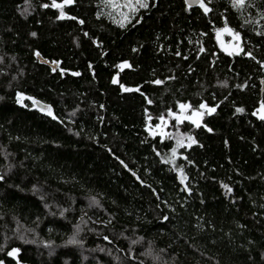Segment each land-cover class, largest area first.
Listing matches in <instances>:
<instances>
[{
    "label": "trees",
    "instance_id": "1",
    "mask_svg": "<svg viewBox=\"0 0 264 264\" xmlns=\"http://www.w3.org/2000/svg\"><path fill=\"white\" fill-rule=\"evenodd\" d=\"M204 3L0 0V264H264V0Z\"/></svg>",
    "mask_w": 264,
    "mask_h": 264
},
{
    "label": "rangeland",
    "instance_id": "2",
    "mask_svg": "<svg viewBox=\"0 0 264 264\" xmlns=\"http://www.w3.org/2000/svg\"><path fill=\"white\" fill-rule=\"evenodd\" d=\"M110 13L114 16L124 15V12L131 6L132 0H108ZM216 40L219 47L226 53L236 54L242 50L240 36L229 28H220L216 31ZM124 65V64H122ZM194 113V111L192 112ZM259 117H264V110L260 108L257 111ZM202 120V115L196 119L197 122ZM170 120L168 118L160 119L155 126L147 125V131L151 135L165 136L170 133Z\"/></svg>",
    "mask_w": 264,
    "mask_h": 264
},
{
    "label": "water",
    "instance_id": "3",
    "mask_svg": "<svg viewBox=\"0 0 264 264\" xmlns=\"http://www.w3.org/2000/svg\"><path fill=\"white\" fill-rule=\"evenodd\" d=\"M184 3L186 6L190 7V8H194V7H197L200 3H199V0H184ZM38 52L35 53V57L37 58V60L39 61V63L41 64H46L47 66H49L52 71H54L57 66H58V63L57 61H48L47 59H44L39 53V55H37ZM261 84H263V80L261 79ZM263 90V87L262 89ZM17 105L20 106V107H25L24 105V96L23 95H20V96H17ZM184 106V107H181V106ZM178 107L177 111H170L169 112V117L171 120H176V124H183V122L186 120L187 118V113L189 111V107L187 104H182ZM34 106L38 109H41L42 111H46L48 109V105L41 102V101H34ZM203 110H206V108H203ZM199 124H201L200 122H197L196 123V126H198Z\"/></svg>",
    "mask_w": 264,
    "mask_h": 264
},
{
    "label": "snow or ice",
    "instance_id": "4",
    "mask_svg": "<svg viewBox=\"0 0 264 264\" xmlns=\"http://www.w3.org/2000/svg\"><path fill=\"white\" fill-rule=\"evenodd\" d=\"M64 2L65 3H72L73 2V0H64ZM199 3H200V6L202 7V8H204V11L205 12H207V11H209V9L207 8V6L205 5V3H204V0H199ZM235 3L236 4H243L244 3V0H235ZM47 6V5H46ZM54 6L55 7H58V8H62V5H59V4H55V2H54ZM142 6H147V5H142ZM61 16H63V13H61ZM32 35L33 36H35L36 34L35 33H32ZM37 55H39L38 53H37ZM126 66H129V65H120L119 67H121V68H123V67H126ZM74 75H79V73H74ZM113 83H117V80L116 79H113V81H112ZM156 83H161L160 81H156ZM129 89H125V91H128ZM181 107H184L183 105L181 106ZM201 107H204V105H201ZM211 111H215V109H212ZM237 111H243V109H237ZM50 114V113H49ZM262 119H264V117H261ZM225 187H227V186H225ZM74 242V241H73ZM16 251H18V250H13V252H10L9 253V255H12L14 252H16Z\"/></svg>",
    "mask_w": 264,
    "mask_h": 264
},
{
    "label": "flooded vegetation",
    "instance_id": "5",
    "mask_svg": "<svg viewBox=\"0 0 264 264\" xmlns=\"http://www.w3.org/2000/svg\"><path fill=\"white\" fill-rule=\"evenodd\" d=\"M202 112H203V110H201L200 112L195 111L194 113H192L190 111V109H189V111L187 113V118H186V120L184 122H189V123H192V124H196L197 123L196 119L202 115ZM172 121H174L176 123L175 119L172 120Z\"/></svg>",
    "mask_w": 264,
    "mask_h": 264
}]
</instances>
